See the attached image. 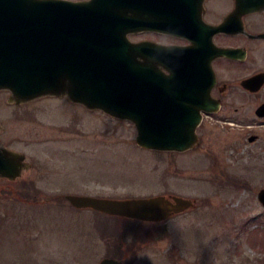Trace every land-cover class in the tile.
Listing matches in <instances>:
<instances>
[{"label":"rangeland","instance_id":"rangeland-1","mask_svg":"<svg viewBox=\"0 0 264 264\" xmlns=\"http://www.w3.org/2000/svg\"><path fill=\"white\" fill-rule=\"evenodd\" d=\"M262 100L236 101L238 111L229 105L206 120L197 148L172 154L140 146L133 123L104 114H79L73 133L59 135L60 120L69 122L72 115L41 107V124L51 129L45 137L35 129L31 140L23 130L33 123L11 124L9 139L31 154L40 152L49 168L34 182L42 192H8L0 182V264H99L119 255V247L130 249L127 264H264V206L258 198L264 188V118L256 114ZM252 134L261 140L249 141ZM60 148L69 174L52 167L66 163L53 155ZM171 191L195 206L169 218L163 237L140 243L136 238L145 233L136 236L116 218L77 210L65 197Z\"/></svg>","mask_w":264,"mask_h":264},{"label":"water","instance_id":"water-1","mask_svg":"<svg viewBox=\"0 0 264 264\" xmlns=\"http://www.w3.org/2000/svg\"><path fill=\"white\" fill-rule=\"evenodd\" d=\"M131 2L0 0V87L25 99L68 95L90 108L131 120L137 126L139 144L147 148H192L198 141L195 132L201 112L209 109L213 70L205 61V53L195 46L171 47L167 67L173 75L169 76V86H162L156 66L148 68L146 60H140L145 55L142 46H136L128 37L137 21L114 7ZM170 5L182 3L170 0ZM169 23L172 33L182 31L178 14L171 16ZM263 83L259 75L247 81L254 87ZM182 90L188 91V100L200 106H168L167 101L175 94L183 97ZM257 114L264 116V103ZM67 198L76 208L143 221H163L195 206L194 200L183 196L119 199L68 194ZM258 198L264 205V188ZM100 264L123 263L105 257Z\"/></svg>","mask_w":264,"mask_h":264},{"label":"flooded vegetation","instance_id":"flooded-vegetation-1","mask_svg":"<svg viewBox=\"0 0 264 264\" xmlns=\"http://www.w3.org/2000/svg\"><path fill=\"white\" fill-rule=\"evenodd\" d=\"M179 2L182 3L181 6L172 7L170 0H133L130 4L114 7L125 11L134 22L137 21L130 31L129 38L136 46H142V53L145 55L140 56V60L142 62L146 60L144 62L148 68L156 66L158 78L163 79L162 86H169V76L173 75L172 70L167 67L171 47L195 46L198 51L205 53V61L209 63L214 73V84L209 93V109L201 112L202 120L196 128L198 141L192 148L195 149L202 142L201 129L208 118L222 115L226 108L229 105L233 106L236 101L248 99L251 96L257 97L258 100L264 99V83L260 87L257 84L256 87L247 85V81L252 77L259 75L264 78V0H179ZM114 5L119 6L120 4ZM177 14L182 20V31L178 34L169 30L170 18L171 16L176 17ZM150 73L153 75L151 71ZM177 91L176 88L174 93ZM182 95L183 97L175 94V98L168 100L167 105L170 107L184 106L190 109L198 105L196 101L187 99L188 91L185 93L182 90ZM263 103L264 100L258 102L256 114ZM234 106L237 111L240 109L239 106ZM41 107H51L54 113L64 112L60 115L62 117L72 115L69 122H65L64 119L59 122L53 118L55 123H60L56 128L59 135L73 133L75 129L73 123L74 120L79 122V114H85V116L104 114L117 119L100 109L75 102L67 95H42L25 99L7 88L0 87V182H6L4 190L8 192H42L34 182L40 178L43 170H48V162L42 161L40 152L31 154L15 145L13 139H9V133L12 132L11 124L27 121L33 123L27 131L23 130L28 140H31L30 137L35 129H37L36 133L45 137L51 128L41 124L39 115ZM61 107L63 109H60ZM75 111L78 115L73 113ZM81 122H83L82 119ZM19 136L21 137L20 134ZM252 136H255L253 141L250 140ZM248 140L258 142L261 137L258 134H252ZM61 151L62 149L54 151V157L64 159ZM67 160H65L67 164L55 165L52 162L53 169L61 166L58 171L62 173L65 167V172L69 174L70 168ZM24 181L27 183L23 184ZM24 185L25 188L22 187ZM67 195H65L66 199H68ZM158 195H165L171 199L181 196L172 191ZM71 206L77 210H88V208H76L72 204ZM89 210L98 214L94 209ZM177 214H172L163 221L112 217H118V222L124 224L122 229L132 231L136 236L141 232L145 233L144 237L137 236L136 242L140 243L144 238L155 240L163 237L168 232L166 221ZM121 241L125 244L124 238H121ZM117 251L119 255L116 253V255L106 257H112L127 264L125 256H129L130 249L119 247Z\"/></svg>","mask_w":264,"mask_h":264},{"label":"trees","instance_id":"trees-1","mask_svg":"<svg viewBox=\"0 0 264 264\" xmlns=\"http://www.w3.org/2000/svg\"><path fill=\"white\" fill-rule=\"evenodd\" d=\"M123 224V223H122ZM124 226V224L122 225V227Z\"/></svg>","mask_w":264,"mask_h":264}]
</instances>
